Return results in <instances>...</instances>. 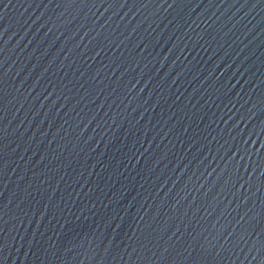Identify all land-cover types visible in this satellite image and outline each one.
<instances>
[{"label": "water", "instance_id": "water-1", "mask_svg": "<svg viewBox=\"0 0 264 264\" xmlns=\"http://www.w3.org/2000/svg\"><path fill=\"white\" fill-rule=\"evenodd\" d=\"M0 264H264V0H0Z\"/></svg>", "mask_w": 264, "mask_h": 264}]
</instances>
